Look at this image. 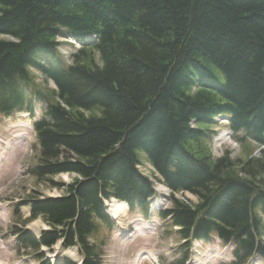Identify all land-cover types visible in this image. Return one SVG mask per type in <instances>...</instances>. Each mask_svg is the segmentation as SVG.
Returning <instances> with one entry per match:
<instances>
[{"label": "trees", "instance_id": "trees-1", "mask_svg": "<svg viewBox=\"0 0 264 264\" xmlns=\"http://www.w3.org/2000/svg\"><path fill=\"white\" fill-rule=\"evenodd\" d=\"M60 36L81 44L71 63ZM0 37L10 38L0 39V117L43 106L30 174L63 190L29 201L30 218L11 231L18 254L53 264L42 249L62 243L103 264L99 237L115 228L106 203L150 216L144 159L172 193L158 213L186 251L172 264L215 239L233 248L222 264L264 260V155L215 158L209 146L222 117L236 142L264 147V0H0ZM63 174L75 180L53 181ZM36 220L47 226L38 238L26 230Z\"/></svg>", "mask_w": 264, "mask_h": 264}, {"label": "rangeland", "instance_id": "rangeland-1", "mask_svg": "<svg viewBox=\"0 0 264 264\" xmlns=\"http://www.w3.org/2000/svg\"><path fill=\"white\" fill-rule=\"evenodd\" d=\"M3 38L10 40L0 37ZM57 40L60 43V54L71 63L72 55L81 48V44L69 37L60 36ZM93 41L95 39L86 40L90 44ZM33 73L37 84L44 88H55L40 73ZM42 113L43 106L37 105L34 118L26 113L0 117V264H38L37 256L32 252L18 254L16 238L11 231L19 225L20 217L22 221L30 218L27 204L32 198L45 199L63 195V190L52 188L49 181L39 182L30 174L39 162V147L33 124L35 120L42 118ZM217 122L215 135L209 145L215 158L229 153L232 159L247 162L250 157L260 158L264 155V147L254 142H236L228 128V120L218 117ZM143 162L144 165L139 169L160 190L156 191L154 197L158 201L154 204L150 200L151 213L148 219L139 213H130L127 209L120 218L115 219V228L112 231H102L99 239L105 241L103 264H172L186 255V251L180 248L182 243L169 222L158 215L160 211L172 207V193L156 180L152 166L146 164L144 159ZM74 180L73 175L67 174L53 178L54 182L64 184H70ZM175 197L197 203V198L189 194H177ZM108 210L111 215L114 209L108 207ZM45 229L47 226L41 220L30 222L26 227V230L35 235ZM232 251L231 246H224L218 239L210 244L195 241L186 264L229 263L233 260ZM45 253L51 263L55 264H60L65 258L77 263L82 261L77 249L65 250L60 245H56L52 252L46 250ZM249 264H264V260L255 257Z\"/></svg>", "mask_w": 264, "mask_h": 264}, {"label": "bare ground", "instance_id": "bare-ground-1", "mask_svg": "<svg viewBox=\"0 0 264 264\" xmlns=\"http://www.w3.org/2000/svg\"><path fill=\"white\" fill-rule=\"evenodd\" d=\"M35 113H36V110H35ZM35 115V114H34ZM163 185V184H162ZM155 186V185H154ZM155 191H160L159 189H157L155 187ZM152 201L151 202H155L154 204L157 203L158 199L157 198H152L151 199ZM107 203H111V204H114L115 206H112L111 204H107ZM106 203V208H107V212H108V215L109 217L111 218V220L115 221V219L117 220L118 218H120L122 216V214L125 212V210L128 209V205L125 203V202H120V201H117L115 199H112L110 202H107ZM108 207L109 208H113L114 210L111 212V215L109 213V210H108ZM155 208V207H154ZM129 210V209H128ZM79 264H83V260L82 261H79Z\"/></svg>", "mask_w": 264, "mask_h": 264}]
</instances>
